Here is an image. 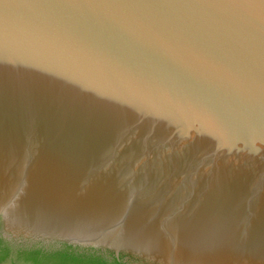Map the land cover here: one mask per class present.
<instances>
[{
	"label": "water",
	"instance_id": "water-1",
	"mask_svg": "<svg viewBox=\"0 0 264 264\" xmlns=\"http://www.w3.org/2000/svg\"><path fill=\"white\" fill-rule=\"evenodd\" d=\"M0 264H264V0H0Z\"/></svg>",
	"mask_w": 264,
	"mask_h": 264
}]
</instances>
